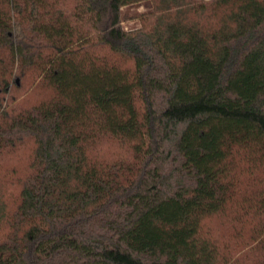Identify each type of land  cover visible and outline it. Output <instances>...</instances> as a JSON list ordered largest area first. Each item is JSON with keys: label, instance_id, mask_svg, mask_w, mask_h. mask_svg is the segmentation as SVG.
I'll use <instances>...</instances> for the list:
<instances>
[{"label": "trees", "instance_id": "1", "mask_svg": "<svg viewBox=\"0 0 264 264\" xmlns=\"http://www.w3.org/2000/svg\"><path fill=\"white\" fill-rule=\"evenodd\" d=\"M0 264H264V0H0Z\"/></svg>", "mask_w": 264, "mask_h": 264}, {"label": "rangeland", "instance_id": "2", "mask_svg": "<svg viewBox=\"0 0 264 264\" xmlns=\"http://www.w3.org/2000/svg\"><path fill=\"white\" fill-rule=\"evenodd\" d=\"M150 9L151 5L149 3H141L123 8V16L129 18V21L125 23V28L131 30L140 27L139 17Z\"/></svg>", "mask_w": 264, "mask_h": 264}]
</instances>
